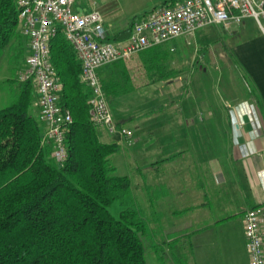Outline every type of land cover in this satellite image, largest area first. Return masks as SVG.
I'll use <instances>...</instances> for the list:
<instances>
[{
    "label": "trees",
    "instance_id": "16d2710c",
    "mask_svg": "<svg viewBox=\"0 0 264 264\" xmlns=\"http://www.w3.org/2000/svg\"><path fill=\"white\" fill-rule=\"evenodd\" d=\"M143 16L108 38H127ZM28 43L15 0H0V60L8 58L15 71L5 80L11 85V101L0 109V264H149L152 248L164 253L157 264H190L186 251L193 247L191 235L173 232L163 242L158 239L152 186L143 189L138 183L137 167L136 181L117 174L112 156L122 146L102 139L91 120L92 91L61 32L51 41L50 57L63 83L59 105L70 110L72 122L66 133L67 159L63 165L55 161L53 144L44 139L36 86L32 79L18 78L26 66ZM172 51L164 43L142 51V74L137 76L124 59L107 65L99 77L108 101L183 74L186 69ZM251 92L264 117L261 97L253 87ZM114 201L120 203L119 218L109 210ZM174 248L177 254L171 253Z\"/></svg>",
    "mask_w": 264,
    "mask_h": 264
},
{
    "label": "crops",
    "instance_id": "0c3cea01",
    "mask_svg": "<svg viewBox=\"0 0 264 264\" xmlns=\"http://www.w3.org/2000/svg\"><path fill=\"white\" fill-rule=\"evenodd\" d=\"M75 6L80 12H89L86 3L76 0ZM107 18V13H103L104 26L112 36L114 33L112 23ZM253 21H255L253 18L247 17L241 23H233L228 28L214 25L236 38V42L231 45V53L244 73H239L241 78L238 80L243 92L231 99L233 104L228 103L227 106L217 104L211 107L209 104L203 105V99L191 104L192 92L185 91L173 95L179 88H186L191 82L195 74L194 67L188 68L173 79L146 84L134 90L147 93L150 97L152 95L150 106L158 102L155 92L164 88H167L163 94L166 96L164 100L175 101L179 96L183 98L181 106L175 104L173 109H170L169 120L167 119L169 125L171 119L172 122L175 121L177 130L175 135L169 127V134L166 135L171 137L158 136L161 127L154 121L153 124L145 125L146 122H143L136 126V136L141 135L142 140L145 139L151 145L149 156L139 151L138 147L135 148L134 155L138 158L136 167L140 171L138 183L143 189L152 186L151 203L159 214L154 219V224L157 228L156 234L161 238H166L174 232L178 235H191L192 239L193 233L196 232L191 230L194 220L173 219L174 215L181 216L192 210L195 205L193 202L198 197L196 195L198 190L200 196L204 198L203 204H207L213 210H221V216L219 213L213 215L210 225L211 223L224 225L228 221L231 214L223 216L222 212L232 206L231 199L236 203V214L241 213L243 216L249 208L264 203V126L260 135L256 136L252 130L250 117L244 114L240 107L244 102L256 104L251 92L252 87L258 92L264 105V33L261 30L257 32L249 29ZM223 50L224 48L218 50L221 56ZM27 52L29 54L28 45ZM142 57V53L139 52L127 60L135 76L137 73L142 74L140 65ZM201 71L205 72L207 69L203 66ZM178 111L182 113L180 121L175 120ZM153 112H156L155 107H148L142 115H150ZM134 116L114 118L119 127L127 128V121ZM261 117L264 125V117L262 115ZM98 129L102 139L115 140L120 145L123 143L132 147L140 140L139 137L133 139V132L128 128L131 131L130 136H122L120 133L112 135L101 126ZM145 133H149V136L144 137ZM120 153L124 154L123 151ZM145 156L149 159L151 157L147 168L141 165L148 162L143 159Z\"/></svg>",
    "mask_w": 264,
    "mask_h": 264
},
{
    "label": "built area",
    "instance_id": "2783aa9c",
    "mask_svg": "<svg viewBox=\"0 0 264 264\" xmlns=\"http://www.w3.org/2000/svg\"><path fill=\"white\" fill-rule=\"evenodd\" d=\"M76 0H15L22 34L29 39L26 66L18 72L20 80L32 79L36 86L44 139L53 144V157L63 165L68 156L66 133L72 122L70 110L59 105L63 83L50 57V45L60 32L73 46L82 64L81 78L90 87V116L94 124L114 135L130 136L118 126L102 86L98 69L120 59L163 44L200 28L222 25L226 28L254 18L264 33V0H179L156 7L135 21L130 35L111 41L99 10L80 12ZM251 119L253 133L263 129L258 106L240 105ZM244 228L250 264H264V203L244 213Z\"/></svg>",
    "mask_w": 264,
    "mask_h": 264
},
{
    "label": "rangeland",
    "instance_id": "374dc122",
    "mask_svg": "<svg viewBox=\"0 0 264 264\" xmlns=\"http://www.w3.org/2000/svg\"><path fill=\"white\" fill-rule=\"evenodd\" d=\"M164 1L165 0H77V2L86 3L88 11L98 9L102 14L106 12L108 15L107 20L112 23L114 32L128 27L131 20L135 17H141L156 7L169 5L179 0H166L168 1L166 3ZM250 25V30L257 32L261 30L256 20L251 22ZM233 42H236L234 36L224 33L223 29L214 25L200 28L195 31L193 35H182L165 42V47L174 48L172 54L176 59H180L184 63V69L187 70L188 68L194 67L193 73H195L186 88H179L177 93H173V95L185 91L192 92L193 97H191V104H193V102L196 103L197 100L201 101L202 99L203 105L209 104L211 107L217 106V104H221L222 106H227L228 103L233 104L231 99L235 97L236 94H241L243 92L238 80L241 78L240 74L244 73L231 53V45ZM219 48H224L222 56L219 54ZM129 59H125V61L127 62ZM203 66L207 71H201V67ZM107 67L108 66L99 68L98 73L104 72ZM14 76V63L10 62L8 58L3 57L0 60V109L8 105L11 101V85L6 83L5 80ZM146 90L149 91V89ZM166 90L167 88H164L159 92H155L158 102L156 101L153 106L149 105L150 101L153 100L152 95L150 97V95L141 91H132L125 95L110 99L109 105L115 117L135 115L134 118L127 121L126 125L127 128L133 132V139L140 138L138 144L136 143V145L134 144L132 147H129V145L125 146L122 143L121 151H123L124 154L116 153L112 156V161L117 167V174L129 175L136 181V170L133 168L137 165L138 158L134 155L135 148L138 147L139 151H143L144 155L149 156L148 151L151 145L148 144L145 139L142 140L141 135L136 136V126L139 123L146 122L145 125H149L148 123L153 124L154 121L161 127L158 136L162 138L171 137L166 135V133L169 134V127H171L173 135L177 133L175 121L172 122L173 119H171L169 125V111L173 109L175 104L181 106L183 98L179 96L175 98V101L164 100L166 96L163 94ZM148 107H155L156 112L150 115H142L146 112ZM181 115L182 113L178 111L175 120L180 121ZM213 119H215V117ZM147 135L149 136V133H145L144 137ZM147 156L142 158L148 162L141 164L146 168L151 159V157L150 159L146 158ZM196 195L198 197H196L193 202L195 205H193L192 210L181 216L174 215L173 219L174 221H180V219L188 220L190 218L194 220V224L191 227L192 231H196L193 233L194 235L191 239L193 247L192 249L188 247L186 251L188 255L187 259L190 264H245V262L249 264L250 256L245 235L244 216L241 213L236 214V203L234 199L229 197L231 199L230 201H232V206L226 208L222 212L224 213L222 214L223 216L231 214L228 221L225 222L224 225H213L212 223L210 225V219H212L213 215L216 216V213H219V216H221V210H213L207 204H203L204 198L200 196L199 190L196 192ZM109 210L115 217L119 218L121 211L119 201H114L109 206ZM162 238L158 237V239L163 242ZM153 242L152 239V243ZM175 250L176 248L170 251L171 253H176L177 251ZM160 255L162 256L164 253L162 251L156 253V251H153V248L152 250L150 249V254H148L149 264H157V258Z\"/></svg>",
    "mask_w": 264,
    "mask_h": 264
}]
</instances>
